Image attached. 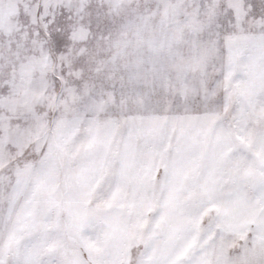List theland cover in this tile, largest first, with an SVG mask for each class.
Returning a JSON list of instances; mask_svg holds the SVG:
<instances>
[{
    "label": "snow or ice",
    "instance_id": "snow-or-ice-1",
    "mask_svg": "<svg viewBox=\"0 0 264 264\" xmlns=\"http://www.w3.org/2000/svg\"><path fill=\"white\" fill-rule=\"evenodd\" d=\"M0 264H264V0H0Z\"/></svg>",
    "mask_w": 264,
    "mask_h": 264
}]
</instances>
